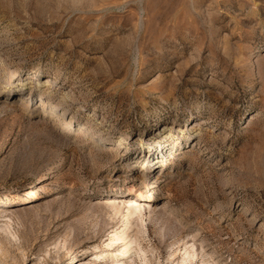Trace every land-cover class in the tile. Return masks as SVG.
<instances>
[{"label": "rangeland", "instance_id": "obj_1", "mask_svg": "<svg viewBox=\"0 0 264 264\" xmlns=\"http://www.w3.org/2000/svg\"><path fill=\"white\" fill-rule=\"evenodd\" d=\"M45 174L0 264H115L116 230L123 264H264V0H0V200Z\"/></svg>", "mask_w": 264, "mask_h": 264}, {"label": "bare ground", "instance_id": "obj_2", "mask_svg": "<svg viewBox=\"0 0 264 264\" xmlns=\"http://www.w3.org/2000/svg\"><path fill=\"white\" fill-rule=\"evenodd\" d=\"M35 75H36V73H35ZM31 80H33V79H30V82L28 84L33 83V81H31ZM39 106L44 107L45 111L56 110L55 106H52V105L49 106L43 102ZM65 122H67V120ZM64 125H69V123L64 124ZM157 133H158L157 135H160L161 139H167L169 137V135H171L170 132L165 131L163 126L157 131ZM98 136H100L99 131L91 130V129H84L81 131L79 137L83 138V139H85V138L91 139V138H95ZM100 137H101V139L106 138V136H103V135ZM141 142H142V140H141ZM145 163H146L145 161L142 163V165H143L142 168H145V166H146ZM109 177H111V175ZM121 177L122 176H119V178H121ZM50 178H52V176L50 174H45V175L41 176L40 178H38V181H40V184L37 187L31 186L30 188L26 189L25 191H23L21 194H18L17 196H9L5 199H2V200H0V203H3V204H0V205H9L11 203L15 207H20V206H25L27 204H31V203H34L36 201H39V199H40L39 189H43L45 187V184L47 183V181ZM108 183L110 184L111 187H113V185L115 184V180L109 178L106 181V184H108ZM154 187H155V185L153 187H151L147 192H144V193L133 191L130 195H128V197L131 196L134 198L131 199L130 202H128L130 204L127 206L128 207V209H127V213H128L127 222H126V227L123 231H126V229L129 230V228H127V226L131 223L132 217L136 216L137 213L139 212L138 205H137L138 202L136 201L135 197H138V199H146L147 198L149 200L150 198L156 196L157 192L155 191ZM32 191H34V192H32ZM28 195H31V196H28ZM103 195H104V197H111V198L97 199V201H99L98 203H102L103 201L109 203L112 199H114V201H117V200H123V199H120L121 197H124V196L127 197V195H125V192H118V191H115V192L112 191V193L108 192L107 194H103ZM24 196H28L29 198H32L33 201H27L28 198L26 199V198H24ZM47 199L48 200L45 204H53L56 201H58L60 198L58 196H56V197L52 196V197H49ZM155 200L156 199H154L152 201V203ZM124 203H126V200H124ZM50 206H52V205H50ZM74 207H75L74 204L68 202V205H66V207L64 208L63 213L61 215L72 216L74 214V211H73ZM113 232H114V235L111 237V241L108 244H106L105 251H100L98 253V256L96 257V261H98V260L104 261L107 258H109V256H110L113 259V262H115V264H123L132 257L133 250H134L133 240H130L127 242L125 241L127 238H124V235L127 232H125V233L123 232L122 234L117 232V230L113 231ZM106 251H112V252H115V254L114 255L105 254ZM87 253H88V251L84 250V249L79 251V252H76L72 256H70V258L66 262L70 261L69 264H71V263L78 264L80 262V259L82 257L86 256ZM187 261H185V262H187ZM66 262H64L62 264H65Z\"/></svg>", "mask_w": 264, "mask_h": 264}]
</instances>
